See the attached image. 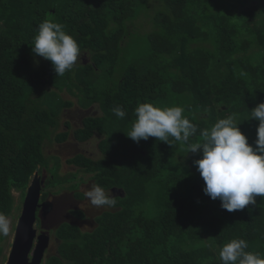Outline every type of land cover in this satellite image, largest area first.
Wrapping results in <instances>:
<instances>
[{"label":"trees","instance_id":"1","mask_svg":"<svg viewBox=\"0 0 264 264\" xmlns=\"http://www.w3.org/2000/svg\"><path fill=\"white\" fill-rule=\"evenodd\" d=\"M46 19L61 23L81 49L63 76L32 53ZM64 92L83 110L97 104L102 115L75 127L65 119L67 130L58 132L75 105ZM146 102L183 107L198 129L188 143L237 113L254 145L259 122L250 111L264 103V0H0V213L12 215L14 192L24 198L36 171L49 176L43 200L53 195L60 205L65 191L76 206L86 198L85 181H77L84 173L117 203L92 231L76 222L86 220L84 210L74 208L71 222L68 209L69 222L54 227L57 253L45 264H221V247L237 238L264 255V197L228 212L203 191L194 163L202 151L127 137L134 110ZM117 106L125 117L114 114ZM97 134L102 157L74 156L70 178L61 176L59 156L45 154L46 141L85 144ZM69 180L76 188L64 186Z\"/></svg>","mask_w":264,"mask_h":264},{"label":"clouds","instance_id":"2","mask_svg":"<svg viewBox=\"0 0 264 264\" xmlns=\"http://www.w3.org/2000/svg\"><path fill=\"white\" fill-rule=\"evenodd\" d=\"M31 48L34 56L52 63L57 76L70 72L81 55L77 39L52 19L39 24ZM113 112L120 118L126 115L122 106L114 107ZM184 112L181 106L140 103L134 110L136 118L127 137L137 143L154 137L169 145L173 141L186 144L189 153L202 151V158L194 163L205 182L204 193L214 201L219 199L221 207L228 212L255 205L256 197H264V103L250 111L251 120L259 122L254 145L242 133L237 113L200 130L199 142L188 143L198 129ZM85 197L97 208H113L117 203V197L98 184H92ZM11 229V219L0 213V236L7 237ZM248 247L246 240L232 239L220 249L221 264H264V255L247 251Z\"/></svg>","mask_w":264,"mask_h":264},{"label":"rangeland","instance_id":"3","mask_svg":"<svg viewBox=\"0 0 264 264\" xmlns=\"http://www.w3.org/2000/svg\"><path fill=\"white\" fill-rule=\"evenodd\" d=\"M62 96L64 99L74 102L75 105L72 108L66 109L65 114H63V117H62L63 121L61 122V127L58 130V132L67 130L64 125L65 119L69 118V121H71L73 126L75 127V126L80 125L81 119L86 117L87 115H102L97 104L94 106V108L90 109L91 111L83 110L78 105L77 99L74 95L68 92H64L62 93ZM102 139L103 137L97 134L94 138H92L89 142L85 144H78L76 142H71V143H66V144L61 145L58 143L57 144L53 143L51 141H46L45 146H44V151L48 158L52 156H59L62 159V167L60 170L61 176L70 178L71 176H69L66 173H72V172L74 173L77 171V168H75L72 165H69L68 160H70L71 158L79 154H84L85 156L91 157L94 159H100L102 157L101 155L102 153L99 148V144ZM50 166L51 167L53 166V161L50 163ZM48 177L49 176L47 175L46 178ZM81 179L84 180L85 182L81 184L80 190L83 192H86L90 188V186H92V185H88L90 183L88 181L89 176L87 174L80 173L78 175L77 181H81ZM71 180H69V185L64 184V186L65 187L68 186V188L70 189L76 188V185L74 187V184H77V183L76 182H73L74 184L70 183ZM58 188L60 187H56L54 189L48 188V190L46 191L53 190V192H55V191H58ZM44 190H43V194H44ZM67 194L68 193H66L65 191L64 192L62 191L60 192V195H58V196L64 197L63 198L64 200H62L64 207L61 210H58L57 212H55L54 214L49 213L46 227L49 228V225H50V229H53L57 224H60V225L63 224V222H65L64 221L65 219L66 221L68 220L66 217L68 209H71V211H69L70 216L74 217L73 214H71V212L73 211L72 213L78 214L77 211H74L75 210L74 208H80L87 213L86 220L79 223L80 227L82 228L83 231L94 230L97 226L96 217L99 216L101 213H103L107 208L106 207L105 208L94 207L89 203L87 198H83L84 200L83 202L76 203V206H74L73 202L68 201L71 196H68ZM14 196H15V205H14L12 215L9 216V218L12 221V229L7 237L0 236V264H7L8 257L12 250V244L14 242L16 227H17L19 218L22 214L23 204H24V200L26 197L25 196L23 198L22 197L23 195L21 194V192H18V191L14 192ZM42 201H43V197H42ZM39 231H40V227H38V232ZM50 232H51V244L45 254V260H44L45 263L50 256L55 255L57 253V248H58V243H59L56 237V234H55V230L50 231Z\"/></svg>","mask_w":264,"mask_h":264},{"label":"water","instance_id":"4","mask_svg":"<svg viewBox=\"0 0 264 264\" xmlns=\"http://www.w3.org/2000/svg\"><path fill=\"white\" fill-rule=\"evenodd\" d=\"M45 181L46 177L40 176L36 171L26 192L7 264L45 263V254L51 244V235L46 223L57 202V197L50 196L41 203Z\"/></svg>","mask_w":264,"mask_h":264},{"label":"flooded vegetation","instance_id":"5","mask_svg":"<svg viewBox=\"0 0 264 264\" xmlns=\"http://www.w3.org/2000/svg\"><path fill=\"white\" fill-rule=\"evenodd\" d=\"M52 197H54L53 195H51ZM45 200H43L42 202H44ZM56 205H55V207L52 209V212L51 213H55V212H57L58 210H61L63 207H64V205H63V203H61L60 205L56 202L55 203ZM38 213H39V211H38ZM72 218V220H69V221H73L74 219H77V218H73V217H71ZM63 220V219H62ZM78 220V219H77ZM76 220V222H77V224L79 225V223H80V221H77ZM64 221H66V219L64 220ZM68 220H67V222H69ZM80 226V225H79ZM40 227V226H39ZM47 229H50V227L49 228H47ZM54 230V228L53 229H50V231H53ZM50 233V235H51V232H49Z\"/></svg>","mask_w":264,"mask_h":264}]
</instances>
